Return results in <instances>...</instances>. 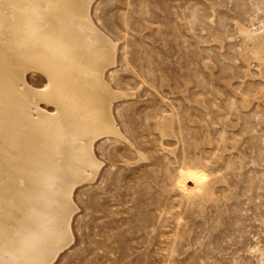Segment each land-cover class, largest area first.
<instances>
[{
	"label": "rangeland",
	"instance_id": "374dc122",
	"mask_svg": "<svg viewBox=\"0 0 264 264\" xmlns=\"http://www.w3.org/2000/svg\"><path fill=\"white\" fill-rule=\"evenodd\" d=\"M90 15L117 45L104 80L124 139L95 142L102 168L76 187L74 242L52 264H260L264 63L248 33L264 0H95ZM1 246L0 264L26 262Z\"/></svg>",
	"mask_w": 264,
	"mask_h": 264
},
{
	"label": "bare ground",
	"instance_id": "6f19581e",
	"mask_svg": "<svg viewBox=\"0 0 264 264\" xmlns=\"http://www.w3.org/2000/svg\"><path fill=\"white\" fill-rule=\"evenodd\" d=\"M94 1L0 0L6 45L0 49V242L4 250L21 246L24 264L55 263L74 242L73 193L103 165L94 144L122 135L112 110L121 95L104 80L117 45L92 21ZM248 36L252 56L263 65L264 24ZM29 72L45 76L49 86L31 88ZM160 126L169 132L168 119Z\"/></svg>",
	"mask_w": 264,
	"mask_h": 264
}]
</instances>
